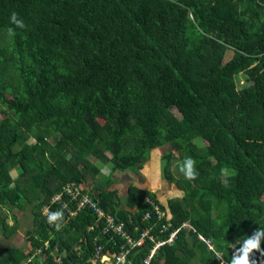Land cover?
<instances>
[{"label": "trees", "instance_id": "trees-1", "mask_svg": "<svg viewBox=\"0 0 264 264\" xmlns=\"http://www.w3.org/2000/svg\"><path fill=\"white\" fill-rule=\"evenodd\" d=\"M12 12L26 28L9 37ZM0 109L11 113L0 117L2 239L15 232V208L31 205L33 220L24 248L0 245V264H52L55 247L65 264H92L98 245L142 264L175 229L150 264H219L209 244L230 261L231 244L264 227V0H0ZM160 145L181 196L163 204L134 184L124 195L109 187L115 170L138 171ZM174 151L196 161V180L170 169ZM68 184L155 240L123 246L89 208L57 231L43 208H57L59 193L71 204ZM147 198L166 211V229L143 219Z\"/></svg>", "mask_w": 264, "mask_h": 264}, {"label": "built area", "instance_id": "built-area-1", "mask_svg": "<svg viewBox=\"0 0 264 264\" xmlns=\"http://www.w3.org/2000/svg\"><path fill=\"white\" fill-rule=\"evenodd\" d=\"M74 184H68L66 185L65 192L70 195V201L71 204L67 203L65 200H61V194H56L53 196L52 201H58L59 206L55 208L53 211L56 210H65L67 212L66 218L63 220V223H66L69 218H72L75 216L80 210L84 208L91 209L92 213L95 215V225H100V234L104 235L109 233L111 230L116 231V233L123 239V246L129 245L130 247L140 246L144 244V241L148 238L150 240H155V235L150 231L151 227L138 231V228L135 227V230L139 232L138 237L134 236V233L132 231H129V229L125 226V222L123 220L117 219L112 213L104 210L102 206L99 203V199L93 198L88 193H82L81 190L78 188V186L72 187ZM150 202L152 208L150 211H146L143 215V219L146 220H155L163 221L164 224H162V227L160 228V231L166 229V226L168 223V218L166 217V211L160 208L158 204L151 201L150 199H146ZM60 201V202H59ZM73 204V205H72ZM50 211L49 205H45L43 208V214L46 215V212ZM52 226V225H51ZM54 226V225H53ZM94 226H88V230H93ZM178 229L172 230L167 238H161L159 241H156L150 248V253L147 255L144 260L142 261V264H150L151 258L155 252V250L158 249V247L162 244L173 243L176 233ZM206 242L209 241L206 240ZM49 246L48 240L43 242V247H37L35 250L34 255L29 256L27 258V262L31 261L32 258L35 255L41 256L43 253V249L46 250ZM210 246V244H209ZM57 247H55V251L52 250V264H65L63 260L61 259L60 255L56 253ZM75 250L79 253L80 249L79 246H75ZM128 252V248L122 249L117 254H110V253H101V246L98 245L95 248L94 256L91 258L92 264H127L126 260V253ZM36 264H40V262H37Z\"/></svg>", "mask_w": 264, "mask_h": 264}, {"label": "rangeland", "instance_id": "rangeland-1", "mask_svg": "<svg viewBox=\"0 0 264 264\" xmlns=\"http://www.w3.org/2000/svg\"><path fill=\"white\" fill-rule=\"evenodd\" d=\"M231 56V51L228 50L226 52V58H229ZM5 113L3 112L2 109H0V117H3L5 114L10 113L9 110L4 109ZM173 113L180 117V113L178 110L175 108H172ZM49 142H52V140L49 138ZM170 149L168 145H160L155 148H152L151 151L148 153V158L143 162L144 167H141L138 171L134 170H115L114 174V179L116 182L112 183L109 187L110 188H115L118 193L124 195L127 184H136L137 187H141L144 189H147L149 191H152L156 196L157 199L161 203H165L166 200L169 197H174V196H181L183 194L182 190L178 188V186L175 184V182H171L167 180L164 177V158L163 154ZM175 155H173L171 162H170V169L174 170L177 166L181 164V159L178 158L177 152L174 151ZM101 166V173L103 175H107L109 172V168L103 164ZM11 175L14 177L16 176L17 170L13 169L10 171ZM118 174V176H117ZM120 174V175H119ZM94 180L89 176L86 185L91 189L94 185ZM17 215V221H14L13 218H9V225H14L16 228L14 229L15 232H21L24 231L25 229H29L32 224L33 220L31 219V214H32V209L31 205L25 206V209L23 212L22 209L15 208L14 209ZM8 213H11L8 211ZM185 224V223H184ZM23 233V232H22ZM24 235H18L20 237L19 239H16L18 241L17 248L22 247L21 244H23V239ZM22 237V238H21ZM3 240L1 239V244ZM21 248V249H22ZM27 263H30L27 262Z\"/></svg>", "mask_w": 264, "mask_h": 264}, {"label": "clouds", "instance_id": "clouds-1", "mask_svg": "<svg viewBox=\"0 0 264 264\" xmlns=\"http://www.w3.org/2000/svg\"><path fill=\"white\" fill-rule=\"evenodd\" d=\"M10 23L15 27H9L7 29L9 37H14L16 35V29L26 28L24 19L16 12L11 13ZM179 171L189 181H194L198 178L196 161L190 156L184 158L182 163L179 165ZM221 175L222 177H227L229 175V170L227 168H222ZM46 216L48 224L54 225L57 231L61 230L62 222L64 220L63 210L47 211ZM183 225L185 226L187 224L183 223ZM262 241H264V227L261 226L250 236H245L243 239H239L235 243L231 244L230 248H233L234 251L231 254L230 261L225 260L224 256L217 250L216 247L210 245L209 250L214 254L213 256L219 260V264H264V259L258 261L253 258L254 253L256 252H259L261 257H264V249L261 248ZM236 244H239V247H236Z\"/></svg>", "mask_w": 264, "mask_h": 264}, {"label": "crops", "instance_id": "crops-1", "mask_svg": "<svg viewBox=\"0 0 264 264\" xmlns=\"http://www.w3.org/2000/svg\"><path fill=\"white\" fill-rule=\"evenodd\" d=\"M117 176H118V174H117ZM128 185H129V183L127 184V186ZM24 234H25L24 231H21V232H13V233L9 234L7 238H3V239H2V236L0 234V242H1V239H2L3 240L2 244L5 243V244H7L9 246L17 247L18 241L16 239H19L20 238V237H18V235L20 236V235H24ZM25 237L26 236H24V238L21 237L23 239V244H21V246H23V247H25V245H26ZM0 245H1V243H0ZM19 248H22V247H19Z\"/></svg>", "mask_w": 264, "mask_h": 264}, {"label": "bare ground", "instance_id": "bare-ground-1", "mask_svg": "<svg viewBox=\"0 0 264 264\" xmlns=\"http://www.w3.org/2000/svg\"><path fill=\"white\" fill-rule=\"evenodd\" d=\"M85 193V192H84ZM78 245V244H77Z\"/></svg>", "mask_w": 264, "mask_h": 264}]
</instances>
